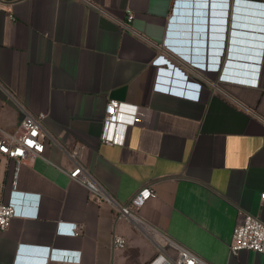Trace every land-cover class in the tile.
Here are the masks:
<instances>
[{"label":"crops","instance_id":"1","mask_svg":"<svg viewBox=\"0 0 264 264\" xmlns=\"http://www.w3.org/2000/svg\"><path fill=\"white\" fill-rule=\"evenodd\" d=\"M185 1H0V137L25 112L46 113L47 133L43 152L18 167L0 154V199L15 211L0 234V264H144L155 254L140 228L69 178L73 149L119 201L152 184L140 214L209 263L264 264L255 251L228 248L239 211L264 222V0L180 11ZM165 39L220 62L205 66L214 84ZM259 64V86L217 80L223 67L252 80ZM109 99L138 106L119 144L100 140ZM71 225L80 228L71 234Z\"/></svg>","mask_w":264,"mask_h":264},{"label":"built area","instance_id":"2","mask_svg":"<svg viewBox=\"0 0 264 264\" xmlns=\"http://www.w3.org/2000/svg\"><path fill=\"white\" fill-rule=\"evenodd\" d=\"M214 2L215 4L213 5H221V2ZM132 19L133 12L127 9L125 19L119 20L120 27L130 29ZM175 48L181 53H183L182 51H187L185 47L181 48L179 45H176ZM183 54L190 56V54ZM190 57L192 58L191 63H186L178 57L176 59L205 83L214 84V81L204 71L206 65L208 66L207 68H215L217 64H211L210 57L209 62H206L205 57L202 56L192 55ZM224 77L237 78L221 75L217 80H223ZM137 109V105L109 99L104 108L100 140L108 144L122 143L127 127L135 122ZM45 116L46 113L44 112L36 114L25 112L16 130L7 134L6 137H0V154L13 159L16 167L21 161L40 155L43 152L44 140L47 138V133L42 128V120ZM76 153V149L67 152L74 161L73 167L68 171L69 178L83 185L95 202L108 203L115 210L117 218H125L133 222L153 242L156 252L144 264H211L183 243L168 237L140 214L139 209L142 205L155 195L152 184L141 186L126 201H119L99 183L92 173L75 161L74 156ZM260 197L264 198V193H261ZM14 214L13 206L0 199V234L9 226ZM71 226L73 227L71 228V234L80 228V225ZM112 238L115 249L125 246V238L122 235L114 233ZM167 245L175 250L174 257L166 251L165 247ZM228 248L231 253H236L242 249L255 251L262 256L264 261V222L257 216L239 211L238 221L232 231Z\"/></svg>","mask_w":264,"mask_h":264},{"label":"clouds","instance_id":"3","mask_svg":"<svg viewBox=\"0 0 264 264\" xmlns=\"http://www.w3.org/2000/svg\"><path fill=\"white\" fill-rule=\"evenodd\" d=\"M168 42H169V40H168ZM167 39H165L164 41H163V45L165 46V48L168 50V51H170L172 54H174V55H176L179 59H181V60H183V61H185L186 63H191L192 62V58L189 56H187V55H185V54H183V53H181V52H179L178 50H176L174 47H172V46H169L167 43ZM259 60L261 61V59H260V57H259ZM219 64H220V62H218V65H217V69L219 68ZM257 69H258V67H257ZM224 67H223V69H222V72H221V74L219 75V76H221V75H224V76H226L225 74H224ZM255 77L254 78H252V80L251 79H249V78H242L241 80L240 79H238V78H236V79H232V80H236V81H238V82H244V83H249V84H252V85H254V86H259V84H260V79H261V69H260V64H259V69L256 71V74L254 73L253 74ZM226 77H224L223 79H225ZM227 79H230V78H227Z\"/></svg>","mask_w":264,"mask_h":264},{"label":"water","instance_id":"4","mask_svg":"<svg viewBox=\"0 0 264 264\" xmlns=\"http://www.w3.org/2000/svg\"><path fill=\"white\" fill-rule=\"evenodd\" d=\"M211 1H214V0H211ZM186 2H188V0L187 1H185V3H183V5H182V9L183 10H188V8H200V7H204V5H205V2H207V6L208 5H210V0H209V2H208V0H191V4H188V3H186ZM200 44V43H199ZM197 48H198V52L200 53L201 52V49L199 48V46H196ZM231 64L233 65V66H235V67H240V66H242V65H244V64H241V62H240V60H238L236 57H235V59L231 62Z\"/></svg>","mask_w":264,"mask_h":264},{"label":"bare ground","instance_id":"5","mask_svg":"<svg viewBox=\"0 0 264 264\" xmlns=\"http://www.w3.org/2000/svg\"><path fill=\"white\" fill-rule=\"evenodd\" d=\"M181 5H183V3H182ZM182 10H183V9L181 8L180 11H182Z\"/></svg>","mask_w":264,"mask_h":264}]
</instances>
